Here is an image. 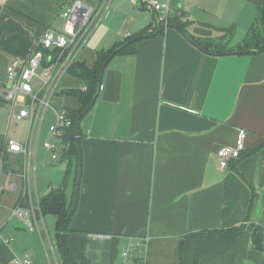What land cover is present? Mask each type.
<instances>
[{"label":"crops","instance_id":"crops-1","mask_svg":"<svg viewBox=\"0 0 264 264\" xmlns=\"http://www.w3.org/2000/svg\"><path fill=\"white\" fill-rule=\"evenodd\" d=\"M69 2L0 0V81L7 64L25 60L44 30L61 29L60 11ZM122 5L128 6L125 0L108 6L79 56L91 65L97 50L126 33L139 35L134 53L107 62L97 97L79 122L70 258L136 264L123 262L122 248L128 238L147 236V264H264V242L255 247L253 237L255 227L264 229V51L239 48L257 24L261 0H171L170 21L161 28L139 6L132 16H119ZM190 39L221 42L226 51H205ZM66 77L77 80L71 88H80L77 77ZM64 78L62 89H69ZM70 98L77 106L70 95L58 102L73 105ZM11 122L8 105L0 102V146L4 137L14 138ZM238 128L247 131L245 148L221 169L217 151L234 142ZM16 200L0 210L14 217L9 210ZM8 223L0 220V231L13 242L10 234L21 228ZM14 253L12 244L0 242V264H10Z\"/></svg>","mask_w":264,"mask_h":264},{"label":"built area","instance_id":"built-area-1","mask_svg":"<svg viewBox=\"0 0 264 264\" xmlns=\"http://www.w3.org/2000/svg\"><path fill=\"white\" fill-rule=\"evenodd\" d=\"M111 0H98L94 4L84 0H71L60 11V30L46 29L34 43L25 60H11L5 68V78L0 81V102L9 107V122L26 123L22 140L4 137V149L19 159L12 164L0 183V193L5 190H19L23 203L14 204L9 212L17 217L29 230L41 235L44 227L40 208V197L36 192V160L41 145L54 162L69 147L67 130L73 119L67 107L58 102L62 80L69 74L71 66L79 60L80 53L96 24L106 12ZM134 5L150 11L155 25L166 26L170 19L171 0H130ZM129 33L124 34V38ZM101 88V86H100ZM84 91L86 87L80 86ZM50 115L52 120L46 130L48 136L41 141L42 125ZM247 131L238 128L232 144L222 145L217 151L218 166L227 168L229 163L240 158L245 148ZM2 174L0 158V175ZM14 177V178H13ZM17 177V178H16ZM19 179L20 183L16 182ZM12 238L3 236L0 242L9 246ZM264 242V232L262 235ZM147 236L140 239L128 238L122 248V260H134L136 264H147ZM137 256L134 257V254ZM55 264H58L54 255ZM29 256L13 254L10 264H30Z\"/></svg>","mask_w":264,"mask_h":264},{"label":"trees","instance_id":"trees-1","mask_svg":"<svg viewBox=\"0 0 264 264\" xmlns=\"http://www.w3.org/2000/svg\"><path fill=\"white\" fill-rule=\"evenodd\" d=\"M94 4L98 0H84ZM170 21V19H169ZM169 23V22H168ZM257 24L252 26L248 35L242 42L243 45L250 47L253 51H264V2H261L260 15L258 17ZM152 25H155L153 22ZM156 28H161L164 26L155 25ZM134 38H136L134 40ZM139 35L128 36L121 42L114 44L111 48L107 50H97L95 54V61L93 64L88 65L85 61H76L69 69L70 74L74 75L81 81V86L84 85L86 89L84 91L79 88H69L61 89L60 95H70L73 96L77 101V106L75 108H67L69 116L73 119V124L67 130V140L69 141V147L63 153H61V159L67 161V169L71 166L76 168L73 169L72 187L74 189L76 172H77V160L80 154L79 140L81 136L80 126L76 125V120L80 122L82 116L88 111L87 108L93 102L94 97L98 94V76L102 64L106 60H110L113 56L118 54H127L135 52V42L138 40ZM196 43L202 47L205 51H211L216 53H223L226 51L225 45L218 43H212V41L206 40H196ZM215 44V45H214ZM241 46V45H240ZM245 49L247 46L240 47ZM225 48V49H224ZM107 64V63H106ZM94 103V102H93ZM93 105V104H92ZM92 107V106H91ZM0 158L1 166L4 171L11 168L14 161H17L13 155L8 153L4 149V145L0 146ZM73 162V164H72ZM72 172V168L68 171L66 170L65 181L62 186L57 188H50L47 193L40 197V208L41 213H52L56 219V231L58 237V246L63 255L66 264H89L85 260L80 262L73 261L67 251L66 235L68 232V224L71 215H68L69 209L71 207L72 201H66L65 185L67 182L68 173ZM74 193V190H73ZM16 204L23 203L21 200V195L17 196ZM254 231V246L257 247L258 241L262 242V235L264 229L261 227H255Z\"/></svg>","mask_w":264,"mask_h":264},{"label":"rangeland","instance_id":"rangeland-1","mask_svg":"<svg viewBox=\"0 0 264 264\" xmlns=\"http://www.w3.org/2000/svg\"><path fill=\"white\" fill-rule=\"evenodd\" d=\"M113 3L114 0H111L109 3L110 9H112ZM125 3L128 6L122 5V11L124 13H121L119 16H132L133 14H135V12L132 13L131 10H139L136 9V5H134L130 0H125ZM145 12L148 13V11ZM243 46H247V44H241L240 47ZM72 83L77 84V80H74L72 78L70 79V77L64 78L63 84H67L69 88H71V86L69 85H72ZM69 100L74 104L70 105V103H68L67 101L63 103L70 108H75L76 105L73 99L70 98ZM51 120V116L48 115L43 122L42 132L40 136L41 141L47 136L46 128ZM25 126L26 123L24 121H12L9 128L10 135H14V138L17 140H22ZM14 162L15 165H17L20 161L19 159H17V161ZM67 164L68 163L66 160L61 159V155L53 162L50 154H48L41 145L39 146L36 161V184L38 187L39 197H42L47 193V189L49 188V186L62 185V183L65 181ZM69 175H72L71 171ZM3 179V177H0V183L3 182ZM16 182L18 183V180ZM17 195V190H5L2 195L1 203L4 206L6 204H13ZM5 208L6 207H3V209L0 210V220H8V227L14 228L13 226H19L21 228L20 230L16 229L17 231H19V233L10 234L13 237V242L11 241L9 245L12 244V248L14 249L16 254H28L31 264H55L54 255L56 256L58 264H66L58 246L56 219L52 213H45L43 215L45 228H43V226L41 227L42 233L40 235L35 231L28 230L17 218L9 217V213Z\"/></svg>","mask_w":264,"mask_h":264},{"label":"water","instance_id":"water-1","mask_svg":"<svg viewBox=\"0 0 264 264\" xmlns=\"http://www.w3.org/2000/svg\"><path fill=\"white\" fill-rule=\"evenodd\" d=\"M261 2L263 3L264 0H261ZM181 33H182L183 35H185V31L182 30ZM135 39H136V38H134V40H135ZM190 41H191L193 44H195L196 46H199V45L196 43V41H194V40H192V39H190ZM107 62H108V60H106V61L102 64V66H101V68H100L99 76H98V89H99L100 86H101V78H102V74H103V71H104V68H105ZM96 97H97V94H96V96L94 97L93 102L95 101ZM93 102L90 104V106L87 108V110H89V109L91 108ZM76 125H77V126L79 125V121H78V120H76ZM80 174H81V154H79V157H78V160H77V172H76V180H75V185H74L73 201H72L71 207H70V209H69L68 215H70V214L73 212V210H74V206H75V203H76V196H77L78 188H79Z\"/></svg>","mask_w":264,"mask_h":264}]
</instances>
